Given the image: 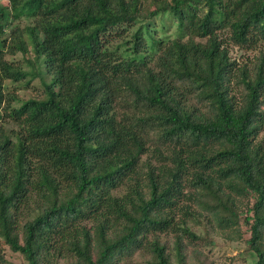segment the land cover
Segmentation results:
<instances>
[{
	"label": "trees",
	"instance_id": "obj_1",
	"mask_svg": "<svg viewBox=\"0 0 264 264\" xmlns=\"http://www.w3.org/2000/svg\"><path fill=\"white\" fill-rule=\"evenodd\" d=\"M6 3L0 106L5 79L37 78L44 96L17 108L11 97L0 111L1 242L26 264H41L50 251L71 254L69 264H118L134 252L145 254L144 264H184L182 238L196 239L184 221L175 223L184 197L219 227L242 217L246 250L264 264V144L256 141L264 123V56L254 72L232 74L217 38L226 30L240 48L264 42V0ZM165 15L176 24L169 45L149 30ZM23 17L33 25L10 30L6 42L10 20ZM135 24L125 42L130 55L107 47ZM190 26L203 44L183 41ZM28 51V72L2 60ZM4 117L16 130H3ZM140 165L144 178L137 177ZM226 189L250 202L245 214ZM21 210L27 218L18 226ZM170 228L178 232L171 255L155 236Z\"/></svg>",
	"mask_w": 264,
	"mask_h": 264
},
{
	"label": "rangeland",
	"instance_id": "obj_2",
	"mask_svg": "<svg viewBox=\"0 0 264 264\" xmlns=\"http://www.w3.org/2000/svg\"><path fill=\"white\" fill-rule=\"evenodd\" d=\"M148 5V3H147ZM149 6V5H148ZM0 7H6V0H0ZM149 8V7H148ZM198 11V10H197ZM9 12V11H8ZM199 16V15H196ZM195 16V18H197ZM6 31V42H9V31L13 29L23 30L26 26L33 25V20L28 18H20L18 20H10ZM189 20L187 23H190ZM138 24H135L132 28H126L123 31L118 32V36L115 35L111 38L109 46L110 50H114L115 53H118L122 56L130 55L131 43H125L126 41H131V34L136 30ZM192 27V28H191ZM190 30L186 39H191L193 42H199L203 44L204 40H199L193 35L194 30L193 26H190ZM150 34L157 38L164 40V43L172 40L176 35V24L173 21H170L167 16L156 18L152 27H150ZM193 31V33H192ZM218 41L221 44V47L225 49L229 61L234 63L232 74H234L235 69L246 68L249 73L255 71V66L258 63V58L260 55L264 56V42L257 43L254 48H240L236 45L231 44L228 40V32L226 30L220 31L217 33ZM25 39V37H23ZM145 41L149 40L145 38ZM169 45V44H168ZM29 50V46L27 47ZM32 55L28 51L25 55L19 53H14L13 55L5 54L2 57V60L9 63L12 69H18L23 72H28L32 69L26 61H31ZM46 80V79H45ZM230 82H233V79H230ZM231 86V92L234 95V100L236 105H239L240 100V89L233 82ZM3 90V104L0 106V111L3 112V107L6 105V102L9 98H15L14 101L10 102L12 108H17L20 101H26L28 99H42L43 92L39 80L29 79L25 77L22 80L17 82H11L8 79L3 80L2 82ZM264 109V102L263 107ZM2 128L3 130L15 129L16 127L8 122L7 118L2 119ZM262 141L264 144V123L261 127L259 135L256 138V141ZM149 163L156 167L158 162L155 159L150 158ZM145 168L143 165H140L137 169V177H143L145 174ZM212 175V174H211ZM214 176V174H213ZM133 180L129 181L128 184H132ZM127 185L120 186L117 188L119 194L125 192ZM190 189H185L184 193L187 194ZM226 193H229L230 201H232L236 212H244L247 206H249V201L245 198L238 196L234 192H229V189L225 190ZM174 219L177 225L181 221L185 222V227L195 235V240L193 243H189L187 239L182 238V244L184 246L183 255L185 257L184 264H254L256 261L255 256L246 250L244 241L248 238V233L246 232L245 226L242 225V220L240 218L232 219L233 224H226L223 227H219L217 222L212 219L206 211L201 208L197 202L188 200L186 198H181L178 200L174 208ZM25 210L20 211V215L17 217V224L21 226L25 219L27 218ZM243 214V215H244ZM242 215V216H243ZM86 226H89V222L86 223ZM178 232L170 228V231L164 233H156V237L160 242H165L168 252L170 255L172 251V242L175 239V235ZM184 235V234H182ZM151 236L147 235V239ZM146 240V239H145ZM50 255H45L41 259V264H69L72 259L71 254L66 251L56 254L50 251ZM143 252L136 253L123 261H119L118 264H144ZM0 264H26L24 259L18 253L11 252L7 246H5L0 240Z\"/></svg>",
	"mask_w": 264,
	"mask_h": 264
}]
</instances>
